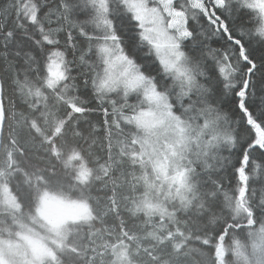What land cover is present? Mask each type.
<instances>
[{"label": "snow or ice", "instance_id": "1", "mask_svg": "<svg viewBox=\"0 0 264 264\" xmlns=\"http://www.w3.org/2000/svg\"><path fill=\"white\" fill-rule=\"evenodd\" d=\"M6 78L105 124L170 109L203 142L214 239L264 220L262 0H0V104Z\"/></svg>", "mask_w": 264, "mask_h": 264}, {"label": "trees", "instance_id": "2", "mask_svg": "<svg viewBox=\"0 0 264 264\" xmlns=\"http://www.w3.org/2000/svg\"><path fill=\"white\" fill-rule=\"evenodd\" d=\"M5 83L0 179L7 177L17 202L8 204L0 195V219L11 226L10 232L0 228L1 238L19 237L42 197L52 194L84 202L88 211L67 225L62 246L52 247L54 257L43 264H257L253 235L264 226L261 213L254 226L214 239L222 217L209 212L208 205L219 206L220 200H212L213 189L203 183L199 164L193 192L184 199L172 192L169 202L153 167L140 155L141 129L134 118L113 115L105 124L99 114L69 110L67 97L53 92L62 109L50 110L57 115L49 114L44 125L47 113L39 108L38 86L29 91L13 87L10 78ZM186 125L188 136L198 139L195 125ZM69 142L78 145V153L67 155ZM165 201L169 211L157 210Z\"/></svg>", "mask_w": 264, "mask_h": 264}, {"label": "rangeland", "instance_id": "3", "mask_svg": "<svg viewBox=\"0 0 264 264\" xmlns=\"http://www.w3.org/2000/svg\"><path fill=\"white\" fill-rule=\"evenodd\" d=\"M157 14L161 21L166 19L163 9ZM35 86L37 85L31 84L32 88ZM43 96V90L39 89V97L43 98ZM44 98H48L46 94ZM134 121L141 129V136L137 141L140 155L153 167L152 171L161 180L164 188L163 198L172 201L175 197L172 192L184 194L183 199L187 198L194 190L193 173L202 156L203 142L200 136L197 135L198 139L189 137L190 128L186 123L177 120L175 113H171L170 109H161L151 104L142 110V115L138 113ZM194 139L195 145H193ZM0 195L8 204L17 202L10 186L2 179H0ZM167 201L164 202L165 205L158 203L159 207L156 209L162 212L169 211ZM87 211L88 207L84 202L45 194L37 213L24 227L22 224L19 237L15 239L0 237V264H43L46 258L54 257L52 247L62 246L66 238L67 225L82 219ZM0 228L6 232L11 230L10 224L2 220ZM262 228L264 226L257 229L253 235L257 264H264Z\"/></svg>", "mask_w": 264, "mask_h": 264}, {"label": "bare ground", "instance_id": "4", "mask_svg": "<svg viewBox=\"0 0 264 264\" xmlns=\"http://www.w3.org/2000/svg\"><path fill=\"white\" fill-rule=\"evenodd\" d=\"M43 90V94H44V96H43V98H41V97H39V95H36V98H40V107L39 108H41V110H44V111H46V113L47 114H43V117H44V119H43V121H44V125H45V123H46V121L48 122V120H47V117H48V115L49 114H51L52 116H54L55 114L57 115V113H49V111L50 110H55V107L57 108V109H59V107H60V110L62 109V105H63V103L61 104V103H55V101H56V99L57 98H55L54 96H53V92L54 91H52V90H48V89H46V88H44V89H42ZM45 94L47 95V99L46 98H44L45 97ZM58 95H60L59 93H57ZM60 100V99H59ZM54 123V122H53ZM48 125H50V123L48 124ZM2 152V151H1ZM79 152V148H78V145H74V144H72V143H68V146H67V155H69V156H71V155H74V154H76V153H78ZM4 169H6L7 170V164L5 163V165H4ZM6 176L4 177V182H6ZM7 183V182H6ZM2 211V209L0 208V212ZM2 219H0V221H1Z\"/></svg>", "mask_w": 264, "mask_h": 264}, {"label": "water", "instance_id": "5", "mask_svg": "<svg viewBox=\"0 0 264 264\" xmlns=\"http://www.w3.org/2000/svg\"><path fill=\"white\" fill-rule=\"evenodd\" d=\"M5 121H6V116H5L4 105L2 103L0 104V154L2 151V138L4 133Z\"/></svg>", "mask_w": 264, "mask_h": 264}]
</instances>
